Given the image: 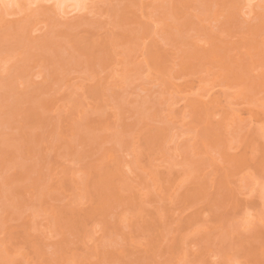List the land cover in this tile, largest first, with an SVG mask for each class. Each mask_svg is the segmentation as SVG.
Returning <instances> with one entry per match:
<instances>
[{
	"label": "rangeland",
	"instance_id": "1",
	"mask_svg": "<svg viewBox=\"0 0 264 264\" xmlns=\"http://www.w3.org/2000/svg\"><path fill=\"white\" fill-rule=\"evenodd\" d=\"M0 264H264V0H0Z\"/></svg>",
	"mask_w": 264,
	"mask_h": 264
}]
</instances>
